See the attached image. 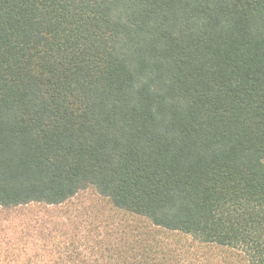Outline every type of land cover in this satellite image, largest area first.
Segmentation results:
<instances>
[{
  "label": "trees",
  "instance_id": "16d2710c",
  "mask_svg": "<svg viewBox=\"0 0 264 264\" xmlns=\"http://www.w3.org/2000/svg\"><path fill=\"white\" fill-rule=\"evenodd\" d=\"M89 188L150 226L83 264H264V0H0V206Z\"/></svg>",
  "mask_w": 264,
  "mask_h": 264
},
{
  "label": "rangeland",
  "instance_id": "374dc122",
  "mask_svg": "<svg viewBox=\"0 0 264 264\" xmlns=\"http://www.w3.org/2000/svg\"><path fill=\"white\" fill-rule=\"evenodd\" d=\"M149 226L146 220L117 209L94 188L60 206H0V264H83L100 260L106 250L129 241L135 229L140 228L139 233L144 234ZM154 236L179 251L185 247L194 262L250 264L239 250L199 246L189 237L163 230Z\"/></svg>",
  "mask_w": 264,
  "mask_h": 264
}]
</instances>
